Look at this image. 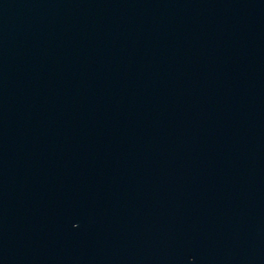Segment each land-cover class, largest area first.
I'll return each instance as SVG.
<instances>
[{"label": "water", "instance_id": "water-1", "mask_svg": "<svg viewBox=\"0 0 264 264\" xmlns=\"http://www.w3.org/2000/svg\"><path fill=\"white\" fill-rule=\"evenodd\" d=\"M0 264H264V0L0 16Z\"/></svg>", "mask_w": 264, "mask_h": 264}]
</instances>
